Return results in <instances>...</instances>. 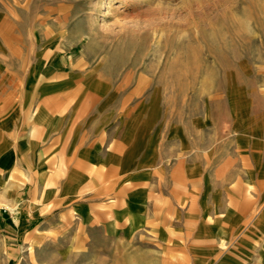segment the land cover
Returning a JSON list of instances; mask_svg holds the SVG:
<instances>
[{"label":"crops","instance_id":"obj_1","mask_svg":"<svg viewBox=\"0 0 264 264\" xmlns=\"http://www.w3.org/2000/svg\"><path fill=\"white\" fill-rule=\"evenodd\" d=\"M93 51L21 75L0 60V200L20 216L6 218L11 236L73 215L110 246L126 233L172 243L190 264H264V112L246 113L220 145L206 129L205 143L193 135L172 154L145 103L80 68ZM44 217L54 218L36 229Z\"/></svg>","mask_w":264,"mask_h":264},{"label":"rangeland","instance_id":"obj_2","mask_svg":"<svg viewBox=\"0 0 264 264\" xmlns=\"http://www.w3.org/2000/svg\"><path fill=\"white\" fill-rule=\"evenodd\" d=\"M86 47L94 51L80 68L145 103L172 154L178 145L189 151L193 135L205 143L206 129L220 145L246 113L264 112V0H0L8 69L21 75L56 55L68 69ZM17 212L0 200V264H190L182 249L153 237L127 243L122 233L110 246L96 223L73 215L50 231L37 229L54 218L44 217L14 239L5 224Z\"/></svg>","mask_w":264,"mask_h":264},{"label":"bare ground","instance_id":"obj_3","mask_svg":"<svg viewBox=\"0 0 264 264\" xmlns=\"http://www.w3.org/2000/svg\"><path fill=\"white\" fill-rule=\"evenodd\" d=\"M89 46V45H88Z\"/></svg>","mask_w":264,"mask_h":264}]
</instances>
